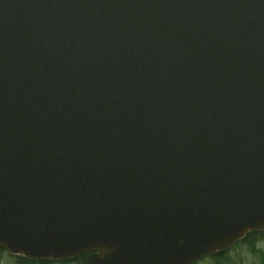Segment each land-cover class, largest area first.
Returning <instances> with one entry per match:
<instances>
[{
  "label": "water",
  "instance_id": "1",
  "mask_svg": "<svg viewBox=\"0 0 264 264\" xmlns=\"http://www.w3.org/2000/svg\"><path fill=\"white\" fill-rule=\"evenodd\" d=\"M264 231V0H0V248L196 264Z\"/></svg>",
  "mask_w": 264,
  "mask_h": 264
},
{
  "label": "trees",
  "instance_id": "2",
  "mask_svg": "<svg viewBox=\"0 0 264 264\" xmlns=\"http://www.w3.org/2000/svg\"><path fill=\"white\" fill-rule=\"evenodd\" d=\"M264 242V231H251L247 236L241 241L237 242L234 247L231 249L218 253L213 256H208L205 258H209L211 260V264H235L230 260V255L232 256V251L237 249L239 246H246L251 253H261L262 261L264 264V252L260 249V243ZM5 248H0V252H6ZM8 252V251H7ZM10 254V253H9ZM10 257L14 260L13 264H70V263H78V264H86V256H80L77 258L69 259V260H61V261H52V260H34L24 256L12 255ZM203 258V259H205ZM201 259L200 261H202ZM199 261V262H200ZM198 262V263H199ZM197 263V264H198ZM239 264V263H238Z\"/></svg>",
  "mask_w": 264,
  "mask_h": 264
},
{
  "label": "rangeland",
  "instance_id": "3",
  "mask_svg": "<svg viewBox=\"0 0 264 264\" xmlns=\"http://www.w3.org/2000/svg\"><path fill=\"white\" fill-rule=\"evenodd\" d=\"M260 249L264 252V242L260 243ZM232 256L230 255V260L235 264H263L261 253H251L246 246H239L237 249L232 251ZM13 259L10 257L9 252H0V264H13ZM209 258H205L200 261L198 264H211ZM57 264V263H56ZM78 264V263H70Z\"/></svg>",
  "mask_w": 264,
  "mask_h": 264
}]
</instances>
